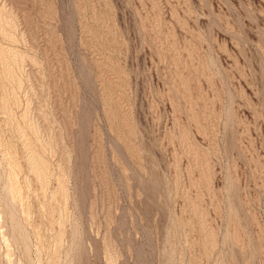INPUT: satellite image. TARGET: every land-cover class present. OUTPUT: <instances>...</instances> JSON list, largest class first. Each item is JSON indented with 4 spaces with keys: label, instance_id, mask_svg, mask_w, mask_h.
<instances>
[{
    "label": "rangeland",
    "instance_id": "374dc122",
    "mask_svg": "<svg viewBox=\"0 0 264 264\" xmlns=\"http://www.w3.org/2000/svg\"><path fill=\"white\" fill-rule=\"evenodd\" d=\"M0 264H264V0H0Z\"/></svg>",
    "mask_w": 264,
    "mask_h": 264
},
{
    "label": "bare ground",
    "instance_id": "6f19581e",
    "mask_svg": "<svg viewBox=\"0 0 264 264\" xmlns=\"http://www.w3.org/2000/svg\"><path fill=\"white\" fill-rule=\"evenodd\" d=\"M14 193V192H13Z\"/></svg>",
    "mask_w": 264,
    "mask_h": 264
}]
</instances>
